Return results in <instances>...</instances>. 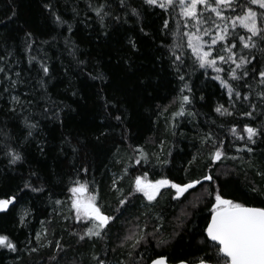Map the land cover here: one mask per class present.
<instances>
[{
    "label": "trees",
    "instance_id": "1",
    "mask_svg": "<svg viewBox=\"0 0 264 264\" xmlns=\"http://www.w3.org/2000/svg\"><path fill=\"white\" fill-rule=\"evenodd\" d=\"M45 2L51 3L56 14L68 23L57 24L52 12L44 7ZM101 2L103 0H0V57L5 58L0 61V66H4L13 78L15 72H20L23 83L14 94L25 103L29 100L36 102L32 105L26 103L22 115L10 116L5 102L8 96L0 92V128L16 138L13 141L16 146L23 129V115L40 123L39 131L22 149L26 156L24 161L9 166L0 152V198L17 196L7 212H0V234L9 235L19 248L18 252H12L0 247V264H53L49 256L57 251L54 243L61 238L66 247H72L66 254H61L60 264L73 259L90 264L93 252L109 264H116L125 259L122 253L127 249L117 247L123 236L131 231L139 233L141 229L152 233L156 228L160 230L156 238L149 236L147 242L135 250V264H147L157 255L168 257L169 262L185 259L192 263L209 251L208 245L212 242L202 244L200 241L204 239L202 229L209 217L207 209L210 204L203 202L195 210L187 208L192 214L185 218L183 226H179L176 218L192 196L172 201L168 190H162L158 202L148 207H145L148 202L142 199V194H138L111 225L108 238L97 243L95 248L90 241L77 244L76 238L69 235V232L81 229L74 220L63 219V215L68 214L67 205L55 206L60 215L53 213V201L67 200V186L82 165L88 168V172H80V179L90 181L99 190V203L102 206L110 204L112 208L117 206L119 194L111 190V182L114 175L122 173L125 165L129 166V176L121 183L125 191L130 180L143 171H148L149 179H159L163 175L176 182L200 177L207 170L204 156L201 155L191 166L188 163L198 150L201 153L208 150L201 149L198 133L211 127L226 137L225 144H230L231 135L217 125L224 123L227 126L248 119L238 115L218 117L214 108L217 103L227 106L225 90L210 75L206 77L201 74L203 70H198L192 77L194 100L190 110L199 115L194 119L188 116L178 118L177 126L171 128L165 117L178 107L173 101L177 98L180 82L169 67L166 50L159 47L165 39L159 31L161 10L142 6V0H126L131 7L140 9V19L129 14L127 22L122 19L117 23L106 17V27L102 28L95 12L88 8L89 3L95 6ZM74 9L78 15L74 14ZM112 11L122 17L125 12L115 4ZM69 25L71 32L68 31ZM27 32L33 34L34 44L26 39ZM130 40L135 42V48L130 46ZM66 41H72V46L78 47L77 58L86 61L85 65L78 64L68 55ZM167 42H171L170 37ZM27 44H31V51L26 50ZM31 56L45 60L50 67V75L44 77L46 91L38 84L42 75L39 64L35 61L32 65L28 63ZM3 75L0 73V79ZM92 76H103L104 79H92ZM106 104L109 105L107 108ZM45 106L52 111L59 110L60 119H45L41 115ZM165 106H169V110L161 115ZM243 107L237 105L238 109ZM115 115H122V119L115 120ZM212 120H216L215 125ZM65 139L71 144L64 143ZM236 143L243 147V141ZM41 146L43 152L39 150ZM73 146L79 149L77 153H73ZM137 147L171 162L163 168H154L153 158L152 163L136 165L134 160L138 155L133 149ZM253 147L256 149L254 153L237 152L235 147H229V155L238 159L218 162L213 166L212 174L228 198L247 206L264 207V176L259 175L264 172V144L258 140ZM185 169H188L187 175ZM30 172L37 175L30 176ZM25 181L43 187L44 191L33 192L24 188ZM211 187L214 185L205 182L204 188ZM201 192L203 188L198 186L193 195ZM25 211L28 215L21 224ZM42 221L47 222L49 228L44 243L52 241L53 245L29 252V248L37 246L34 237L45 226ZM135 224L140 228H135ZM159 239L169 242L159 244Z\"/></svg>",
    "mask_w": 264,
    "mask_h": 264
},
{
    "label": "snow or ice",
    "instance_id": "2",
    "mask_svg": "<svg viewBox=\"0 0 264 264\" xmlns=\"http://www.w3.org/2000/svg\"><path fill=\"white\" fill-rule=\"evenodd\" d=\"M113 4L125 10L123 17L113 14ZM143 5L161 10L162 25L159 31L165 39L159 47L166 50L169 67L180 82L177 98L173 101L178 103V107L171 112L170 116L165 117L166 123H170L171 128H175L178 118L188 116L194 119L199 115L190 110L194 100L192 77L198 70H203L202 75L206 77L210 75L212 80L218 81L227 95L225 102L227 106L217 103L214 108L215 114L222 118L238 115L248 118L247 122L241 121L227 126L224 123L217 125L219 129L222 131L226 129L231 135L230 144H225L226 137L211 127L208 131L198 133L201 149L208 150L206 153L198 150L197 155H194L188 163L191 166L201 155L204 156L207 160V170L200 177L176 182L163 175L159 179H149L148 171H143L130 180L129 187L125 191L121 186L125 177L129 176V166L125 165L122 173L114 175L111 182V190L119 194L115 208H112L110 204L102 206L99 203V190L93 187L90 181L80 179V172H88V168L82 165L80 172L70 179L67 186L69 194L67 200L53 201V213L60 215L55 206L67 205L68 214L63 215V219L74 220L81 229L73 230L69 232V235L76 238L77 244L90 241L95 248L97 243L108 238L111 225L123 215L125 207L136 199L138 194H142V199L148 202L145 207H148L158 202V198L163 194L162 190H168L172 201H180L186 196H192L181 215L176 218L179 226H183L185 218L192 214L187 211V208L195 210L203 202L210 204V208L207 209L209 217L206 218V226L202 229L204 239L200 243L207 244L208 241L212 243L208 245L209 251L195 264H264V207L247 206L237 199L228 198L216 184V178L212 174L213 166L218 162L238 159L237 156L229 155V147H235L237 152L254 153L256 149L253 146L257 145L258 140L264 144V0H142ZM44 7L52 12L57 24L68 23L56 14L51 3L45 2ZM88 8L95 12L102 28L106 27V17L117 23L122 19L127 22L126 18L129 14L137 20L141 17L140 9L131 7L126 0H103L95 6L89 3ZM73 11L75 15H78L75 9ZM68 31H72L71 25ZM140 31L143 32L144 28L141 27ZM32 35L31 32L25 33L26 39L34 44ZM145 35L148 34L145 33ZM169 37L170 43L167 42ZM129 44L132 48L136 47L134 41L130 40ZM66 45L68 55L78 64L85 65L86 61L77 58L78 47L72 46V41H66ZM26 50L31 51V44L26 45ZM4 59L0 57V61ZM34 61L39 64V71L42 73L38 80L39 87L46 91L44 77L50 75V67L43 59L38 60L36 56L29 57L30 65ZM0 73L4 74L3 79H0V86H3L0 87V92L8 96L5 101L8 104V114L20 116L26 110V103L32 105L36 102L29 100L25 103L20 96L14 94V90L23 83L20 72H15V78H13L4 66H0ZM91 78L104 79L103 76ZM200 99L203 100L204 96L201 95ZM238 104L244 106L242 110L237 108ZM108 106V104L105 105L106 108ZM112 107L116 106L112 105ZM168 110L169 106H165L161 110V115ZM41 115L45 119H60L59 110L52 111L47 106L43 107ZM113 118L120 121L122 115H115ZM258 118L259 122H257ZM22 123L23 129H21L19 144L16 146H13L16 138L0 128V137L4 138L0 139V152L7 159L9 166L17 165L26 159L22 149L31 142V138L40 128L39 121L33 122L32 117L28 115H23ZM211 123L215 125L216 120H212ZM172 134L175 135V132ZM96 139L99 140V137ZM237 141H243V147L237 146ZM64 143L71 144L67 139ZM39 150L43 152L44 148L41 146ZM72 151L77 153L79 149L73 146ZM133 151L138 155V158L134 160L136 165L152 163L153 158L155 159L154 168L157 166L163 168L171 162L160 155L145 152L143 147H137ZM168 155L170 156L171 152ZM187 171L188 169H185L186 175ZM29 175L36 176L37 173L30 172ZM259 175L264 176V172ZM205 182L214 187L204 188ZM198 186L203 188V192L193 195ZM23 187L30 188L33 192L44 191L43 187L33 186L30 181H25ZM253 191L256 189L254 188ZM16 200V195L0 198V212H7L9 206L14 205ZM27 215L28 212L25 211L21 217V224L25 222ZM41 223L45 226L37 231L34 237L37 246L29 248V252H38L40 248L53 245L52 241L44 243L48 238L49 228L47 222ZM72 227L75 228L76 225ZM134 227L140 228V225L135 224ZM159 231V228H156L152 233H145L141 229L139 233L131 231L123 236L117 247L126 248L127 251L122 253L125 259L118 260L116 264H135L137 255L135 250L142 243L147 242L149 236L156 238ZM168 242L165 239L158 241L159 244ZM0 247L12 252L19 251L17 243L6 234H0ZM54 247L57 251L49 256V260L53 264H60L61 254H66L72 246L66 247L61 238L55 241ZM140 258L143 259L142 256ZM66 264H83V262L73 259ZM90 264H109V261L93 252L90 256ZM150 264H168V257L157 255L156 258L150 259ZM177 264H191V262L180 259Z\"/></svg>",
    "mask_w": 264,
    "mask_h": 264
},
{
    "label": "water",
    "instance_id": "3",
    "mask_svg": "<svg viewBox=\"0 0 264 264\" xmlns=\"http://www.w3.org/2000/svg\"><path fill=\"white\" fill-rule=\"evenodd\" d=\"M254 207H255V206H254ZM155 258H156V257H155ZM177 262H178V261H176V262H169V261H168V264H177ZM147 264H150V261H149ZM191 264H195V262H192Z\"/></svg>",
    "mask_w": 264,
    "mask_h": 264
},
{
    "label": "rangeland",
    "instance_id": "4",
    "mask_svg": "<svg viewBox=\"0 0 264 264\" xmlns=\"http://www.w3.org/2000/svg\"><path fill=\"white\" fill-rule=\"evenodd\" d=\"M209 73L211 74V70H209Z\"/></svg>",
    "mask_w": 264,
    "mask_h": 264
}]
</instances>
